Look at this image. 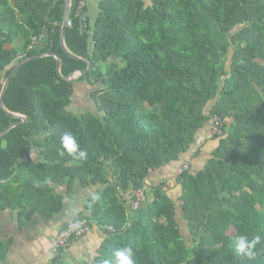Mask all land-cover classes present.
Wrapping results in <instances>:
<instances>
[{
    "label": "trees",
    "instance_id": "obj_1",
    "mask_svg": "<svg viewBox=\"0 0 264 264\" xmlns=\"http://www.w3.org/2000/svg\"><path fill=\"white\" fill-rule=\"evenodd\" d=\"M78 3L72 0L65 40L91 70L67 82L52 56L18 69L5 105L28 122L0 139V198L19 179L23 203L46 217L63 206L52 184L67 194L76 181L101 186L77 218L106 233L93 264L124 247L134 264H264V0H102L92 36L75 16ZM65 5L0 0V134L19 121L2 108L3 85L18 63L56 53L64 77L87 69L62 48ZM44 37L42 49L31 48ZM78 82L98 87L91 96L99 115L69 110ZM214 117L225 124L222 135L213 136L217 145L201 169L187 161L175 180L178 197L172 185L148 184ZM66 132L85 159L60 154ZM42 135L46 162L26 171L19 162ZM140 189L144 200L131 209ZM240 235L260 236L253 258L236 253Z\"/></svg>",
    "mask_w": 264,
    "mask_h": 264
},
{
    "label": "crops",
    "instance_id": "obj_2",
    "mask_svg": "<svg viewBox=\"0 0 264 264\" xmlns=\"http://www.w3.org/2000/svg\"><path fill=\"white\" fill-rule=\"evenodd\" d=\"M101 1L87 0V12L91 27L100 14ZM145 1L148 5L152 2V0ZM46 41L45 37L41 39L38 48L42 49L47 43ZM80 86L87 89L90 94L98 89V87L91 86L86 82L76 83L73 103ZM72 105L69 110L75 115L86 114L80 109L83 108L82 106L77 112L72 109ZM93 112L99 115L97 108ZM212 138L208 125L199 133L187 153L183 154L179 160L165 164L151 172L147 183L155 185L164 182L168 186L172 185L170 195L177 198L180 193V186L175 185L178 176L177 170L189 160H191L192 169H201L217 145V141ZM43 139L44 136L42 135L30 140L29 156L19 162L26 166V171L32 165L46 162L42 148L37 144ZM198 149L197 156L191 159V155ZM52 187L56 193L63 196V206L59 211L42 217L37 209L23 203L21 198L23 194L22 181L11 179L8 182V187L3 191V196L0 198V264H52L55 253L51 250V241L70 222L81 215L88 214L85 205L101 189L99 185H81L78 181L74 183L73 191L70 194H67L65 185L52 184ZM105 236L104 230L93 224L89 232L75 238L68 244L59 264H93Z\"/></svg>",
    "mask_w": 264,
    "mask_h": 264
},
{
    "label": "built area",
    "instance_id": "obj_3",
    "mask_svg": "<svg viewBox=\"0 0 264 264\" xmlns=\"http://www.w3.org/2000/svg\"><path fill=\"white\" fill-rule=\"evenodd\" d=\"M87 0H79L78 8L76 10V18L80 19L82 24V30L92 36L91 25L88 20V12H87ZM68 26L72 27L73 22L69 18ZM35 45L31 48L34 49L36 44L40 42L38 38H34ZM224 122L219 117H214L209 122L210 135L213 136H221L222 131L224 129ZM190 162H184L178 169L177 174L179 175L181 172L189 169ZM145 197V189H140L135 194V199L131 202L130 208L137 209L141 202ZM91 223L85 219H75L70 222L65 229H62L51 241V250L55 253L58 249L65 248L71 241L75 240V238L80 237L91 229ZM112 230V227H108Z\"/></svg>",
    "mask_w": 264,
    "mask_h": 264
},
{
    "label": "clouds",
    "instance_id": "obj_4",
    "mask_svg": "<svg viewBox=\"0 0 264 264\" xmlns=\"http://www.w3.org/2000/svg\"><path fill=\"white\" fill-rule=\"evenodd\" d=\"M61 152L63 155L67 153L74 158L85 159L87 153L81 148L75 136L71 133H64L61 136ZM260 236L251 239L247 235H240L235 239V251L237 254L245 256L249 259L256 255V246L260 243ZM133 251L129 247L118 248L114 250L110 259H105L103 264H134Z\"/></svg>",
    "mask_w": 264,
    "mask_h": 264
},
{
    "label": "water",
    "instance_id": "obj_5",
    "mask_svg": "<svg viewBox=\"0 0 264 264\" xmlns=\"http://www.w3.org/2000/svg\"><path fill=\"white\" fill-rule=\"evenodd\" d=\"M65 17H64V21H63V26H62V33H61V45H62V48L63 50L69 55L71 56L72 58L76 59V60H79V61H84L88 64V67L87 69L83 70V71H77L75 73H73L71 76L69 77H64L62 75V72H61V68H62V59L59 55H57L56 53H47V54H42V55H37V56H34V57H31V58H28V59H25L23 61H21L20 63H18L15 68L13 69L12 73L9 75V77L7 78L6 82L4 83L3 85V89H2V108L4 109V111L6 113H8L11 117L15 118V119H18L19 121L10 125L8 128H6L2 134H0V139L3 137V136H6L7 133L12 130L13 128L15 127H18L22 124H24L25 122H28L27 120V117L25 116H22L20 114H16V113H12L10 112L7 108H6V105H5V97H6V93L8 91V88L10 86V83L14 77V75L16 74V72L18 71V69L24 65L25 63L31 61V60H34V59H39V58H43V57H47V56H52L54 58L57 59V71H58V74L59 76L66 80L67 82H76L81 76L87 74L90 70H91V62L88 61V60H85V59H82L81 57L73 54L67 44H66V40H65V36H66V31H67V28H68V20L70 18V11H71V7H72V0H65Z\"/></svg>",
    "mask_w": 264,
    "mask_h": 264
},
{
    "label": "rangeland",
    "instance_id": "obj_6",
    "mask_svg": "<svg viewBox=\"0 0 264 264\" xmlns=\"http://www.w3.org/2000/svg\"><path fill=\"white\" fill-rule=\"evenodd\" d=\"M82 106L83 108H80ZM82 109L85 113H93L96 110L92 96L87 89H84L83 86L78 87L77 94L72 105V109L79 112ZM178 171V170H177ZM176 198V197H175Z\"/></svg>",
    "mask_w": 264,
    "mask_h": 264
}]
</instances>
